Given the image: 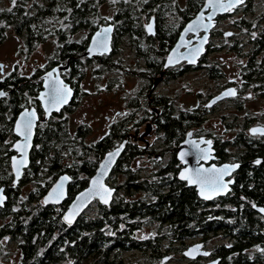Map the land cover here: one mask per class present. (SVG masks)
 Segmentation results:
<instances>
[{
    "label": "trees",
    "instance_id": "1",
    "mask_svg": "<svg viewBox=\"0 0 264 264\" xmlns=\"http://www.w3.org/2000/svg\"><path fill=\"white\" fill-rule=\"evenodd\" d=\"M5 1L7 6L2 5ZM150 1L160 3L157 5ZM163 1L168 3L161 4ZM175 1L180 0H16L15 4L12 0H0V44L6 39L8 31L21 37L24 51H32L47 40L54 41V54L49 56L51 64L53 59H57L58 51L62 50L59 44L72 38L73 44L65 46L66 55L75 49V45L79 54L83 43L80 45L77 34L94 31L113 17L118 28L117 34L127 33L129 40L137 45L144 30V12L148 15L159 9L157 14L162 16V20L158 33H178L180 27L193 17V11L200 9L204 0H185L189 8L182 13L177 5H172ZM142 9L147 11L142 12ZM60 16L67 17L66 21H60ZM229 16H233V33L228 37V49L241 58L236 64L243 80L242 87L246 90L258 87L264 89V0H245L235 8L233 14L218 19H227ZM165 17L171 20L163 21ZM41 69L36 68L33 76L37 88L34 83L24 85L21 80V88L17 92L10 90L13 73L6 74L0 80V86L8 90L5 96L0 97V186L5 187L7 194V201L0 208V264H77L68 261L69 258L82 260L93 255L97 260H107L113 249L104 244L106 240L126 243L135 238L136 228L153 220L161 224L158 230L161 233L169 232L165 225L178 227V223L182 229L175 228L173 231L185 234L188 230L184 227L194 219H197L198 224H203L204 228L201 229L207 232L214 227L217 222L205 220V212L199 211V208L207 209L212 205L198 198L192 187L178 180L163 184L153 179H140L138 172L132 168L140 152L132 150L130 145H126L114 168L125 177L122 184L124 192L121 194L116 190L117 194H114L109 205L98 203V213L85 214L71 226L63 223L62 209L88 184L89 177L95 172L103 155L114 148L116 139L123 135H105L95 142L88 141L81 133L67 132L56 118L48 120L47 130L38 128L36 131L30 165L22 172L18 184L12 186L13 174L9 160L13 151L10 147L16 137L12 134V121L17 108L29 95H36L41 87ZM180 122L170 118V136L178 130L177 127H181ZM245 153L247 158H252L251 161L258 156L263 158L258 167L241 170V177L244 178L241 192L250 196V199L239 197L238 190L233 189V194L225 202L235 210L228 209L224 202L217 206L233 213L229 216L234 218V222H231L234 227H229V232L234 231L236 237L232 240L231 251L240 256V264H264V215L254 208V205H264V144L252 143ZM63 173L71 177L66 200L58 205L45 204L42 196ZM27 184L32 187L25 189L24 185ZM138 192L144 195L135 196ZM6 238L16 245L17 257L11 258L4 250ZM247 247L261 258L255 262L243 259V256L251 254L244 250ZM259 247H262L260 252Z\"/></svg>",
    "mask_w": 264,
    "mask_h": 264
},
{
    "label": "flooded vegetation",
    "instance_id": "2",
    "mask_svg": "<svg viewBox=\"0 0 264 264\" xmlns=\"http://www.w3.org/2000/svg\"><path fill=\"white\" fill-rule=\"evenodd\" d=\"M152 2L154 1L149 3ZM154 3L159 5L160 2L155 1ZM165 3L168 2H161V4ZM172 5H177L180 13L189 8L185 0L175 1ZM158 10L155 9L148 15L144 12L142 16L144 30L140 34L142 39L137 41V45L136 42L129 40L127 33L117 34L118 28H116L113 17L104 23L114 25L109 52L95 54L91 57L84 55L97 28L91 32L81 31L77 34L80 38V45L83 43V49L82 51L79 49V54L75 45V49L66 55L65 46L73 44L72 38L68 42L59 44L62 50L58 51L57 59H53L54 62L49 64V57H46L41 66L42 71L39 75L41 87L36 95H29L21 107L17 108L12 121V134L14 135V121L20 111L31 107L35 108L39 116L36 131L38 128L47 130L48 120L56 118L61 126L68 130L67 132L81 133L86 138L94 133V130L97 129L96 131L99 132L98 130L101 129L96 138L88 141L95 142L105 135L121 134L123 137L116 139L117 142L113 147L127 139L126 145L140 152V156L135 159V165L132 167L138 172L140 179H153L163 184L175 183L178 180L185 186L195 189L194 191L197 190L196 186L189 185L188 181L180 179L181 173L186 169L195 171L200 168H216L222 164H239L235 170L224 176V181L229 183L227 193L212 199H203L196 191L198 198L205 201V204L212 205L207 209L199 208V211L205 212V220L217 222L209 232L201 229L204 228L203 224H198L197 219H194L184 227L188 230L185 234H176L173 231L175 228L182 229L178 223H176L178 227L165 225L169 232L161 233L158 231L161 229V224L153 220L136 228L135 238L129 239L126 243L114 239L106 240L104 244L113 249L107 260H97V257L93 255L82 260L75 257L69 258L68 261H75L77 264H240V256L231 251L232 240L236 237L234 231L229 232V227H234V223H231L234 222V218L229 216L233 213L222 210V207L217 204L224 202L228 209L235 210L228 202H225L227 197L233 194V189L238 190L239 197L250 199V196L241 192V182L244 179L241 177V170L252 169L260 165V163H252V158H247L245 152L252 143L264 144V134L250 133L252 126H264V116L259 117L245 110L242 111L245 104L243 98L251 97L253 93L264 97V89L261 87L243 89L239 68L229 73L228 75L232 78H228L225 68L230 67L231 64L224 63L222 58L213 56L215 52L228 49L230 45L228 37H222L224 28L219 24L222 18L217 19L205 52L197 62L187 64L186 61H182L174 65H165L167 55L178 40L184 25L180 27L178 33H158L159 23L162 20V16L157 14ZM143 11L147 10L142 9ZM196 11L198 10L193 11L194 15ZM165 18L163 21L171 20L170 17ZM66 19L65 16L59 17L62 22ZM151 21L154 24V32L149 33L145 26ZM203 33L204 31L198 34L190 33L186 37L187 41L195 36V38L200 37ZM195 42L196 40L189 42V45ZM184 48L185 46L182 47ZM58 65L60 77L72 88L73 95L59 111L53 112L50 118L44 119L46 111L37 97L43 89L41 76ZM18 70L17 68L11 70L14 79H11L10 90L17 92L21 88V80H23L22 84L34 83L37 88L38 84L33 80L35 73L25 75ZM0 80L2 81V78ZM84 80L93 83L92 91L85 89ZM131 80H134V84H130ZM228 87H234L236 95L216 100L218 95ZM0 89L8 93V90L1 86ZM102 93L108 94L107 102H103L108 106L105 113H93L88 119L81 118V120L74 116L83 97L87 94L100 95ZM186 94L195 95L193 103L187 104L185 100L182 102V96ZM94 103L93 107L98 108V103L96 101ZM228 107H233L235 111L228 112ZM218 112L221 115V123L215 128L208 127L209 118L219 120ZM91 118L97 119L98 122L102 121V124L97 123L94 128ZM170 118L181 121V127H177L178 130L173 136L168 134ZM17 139L16 136L11 146ZM193 141L199 144L200 148L207 150V159L197 160L198 149L193 146ZM184 142L188 143V147L179 153V147ZM12 151L11 157L15 153L14 150ZM181 153H187L183 161L180 159ZM114 168L107 182L116 173ZM98 203L96 199L93 200L78 219L80 220L85 214L98 213ZM64 209H62L63 212ZM244 250L251 253L243 256L247 262H255L261 258L253 254L249 247ZM261 250L262 247H259L258 251Z\"/></svg>",
    "mask_w": 264,
    "mask_h": 264
},
{
    "label": "water",
    "instance_id": "3",
    "mask_svg": "<svg viewBox=\"0 0 264 264\" xmlns=\"http://www.w3.org/2000/svg\"><path fill=\"white\" fill-rule=\"evenodd\" d=\"M223 2L227 3L228 0H223ZM244 2H245V0H243V3ZM243 3H238V4H236L235 7H233L230 10H227V11H223V10L217 11L215 13V15L213 16L212 20L209 21L207 19V17L212 13V9L207 7L208 0H204L202 6L200 7V9L198 11H196V14L192 18H190L187 21V23H185V25L183 26V28H182V30L180 32V36L178 37V40L176 41L175 45L173 46V48L169 51V53L167 55V60H166L165 65H174V64L180 63L182 61H186L187 64H194L195 62H197V60L200 58V56L205 52L206 46L208 45V42H209V38H210L209 36L211 35L212 30L216 26L215 23L217 22L218 17L224 16V15H227V14H233L235 8L240 6ZM201 12H203V14H204V21L203 22L205 24H209L210 25L209 28L206 31L203 28H201L199 31H196V32H186L185 30L187 29L188 25L193 23L197 19V17L200 16ZM149 24L152 25V32H154L153 21H151ZM113 27H114L113 24H104V25H101V26L97 27V30L93 33V35L91 37V41H89L90 43H89L88 49L86 51V54H84V55H87V56L91 57V56H94L95 54H101L100 50H98L96 48V46L93 44V41L96 40V39H99L100 37L97 36V33H102L103 30L106 29V28H111L112 29V31L108 34V38H107V49L108 50L105 51L104 53L109 52L110 42H111L113 30H114ZM200 31H204L202 36L197 37V38H195L196 37L195 36V37H192V39L187 41L188 38H186V37L190 33L198 34ZM232 33H233L232 30H227L226 32H224V36L229 37L230 35H232ZM181 37H183V39H181ZM204 37H207V39L204 40ZM194 40H196V42L191 44V45H189V42H192ZM184 46H185V48L182 49V47H184ZM197 47L200 48V51H199V53H194L193 49H195ZM89 49H92V51L90 52ZM169 57H172V60H173V62L171 64L168 63ZM190 60H192L193 62H189ZM58 68H60L59 65L55 66L54 68H51V70H49L48 72L44 73L41 76L42 79H43V81H42L43 89L40 90L39 94H37V97L42 102V105H43V108L45 109V111H46V108L49 107V105L47 104V96H46V93H48L49 89H48V87H46V84L49 83L50 81H62L65 86H67L69 89H71V93H70V95L68 97L67 102L70 101V99L72 98V95H73L72 94L73 93L72 88L69 86V84L65 83L63 81V79L60 77ZM49 73L52 74L51 77H49ZM229 90H234V87L226 88L224 91L221 92L220 95H218L216 100L217 99H223L225 97H231V96L233 97V96L236 95V94L235 95H227V96L224 95ZM0 92L6 94V91H4V90L0 89ZM65 104L61 105L59 107V110ZM32 111L35 112V116H36L35 126L33 127V130H32V137H31V140L29 142L30 146L26 150V155L22 156L21 153L15 147V145L17 143H23V138L21 136L17 135V133H16V130H15L16 129V124H17V122L20 121L21 116L25 112H32ZM53 112H57V110L51 109L50 112L46 111V114L44 115V119L50 118V115ZM37 120H39V116H38L35 108L31 107V108H24L22 111H20L16 121H14L15 122V124H14V135H16L18 137V139L15 140L13 145L10 147L12 150L15 151L14 155L11 157V160H9L10 164H11V171H12V174H13L12 186H15V185L18 184L19 180L21 179V177L23 175L22 172H24V169L27 168L30 165L29 158H30V153H31L32 146L34 144V139H35V134L34 133L36 132V124L38 122ZM253 129H256L257 131L253 132ZM262 132H264V126H262V125H255V126H252L250 128V133L251 134H262ZM126 142H127V139H124L122 142H120V144H118L116 147L112 148L111 150L107 151L103 155L102 159L99 161V163L97 165V168L95 169V172L89 177V180L87 182L88 184L83 189H81L79 192H77L74 195V197L69 201L66 209H64V212L61 215L63 223H65L68 226L73 225L75 223V221L78 220L80 215L84 212L85 208H87L91 204V202L93 200H95V199L99 203L103 204L104 206L105 205H109L111 203V201L113 200V198L115 196L114 194L116 193V187L112 186L107 181H108V178H109L113 168L116 167V164H117L118 160L121 157L120 155L123 154V152H124V150L126 148V144H127ZM186 147H188V143L187 142L182 143L180 145V147H179V153L182 152L183 150H185ZM118 149H119V154L115 155L114 162L110 165V167H108L107 171L104 172L103 175H101V172H102L101 165L104 164L105 161L108 159L109 153H116ZM14 158H15V163L17 164V167H19V171H20L19 178H17L16 168L13 167ZM21 159L26 160V164L24 166H22V167L19 166V161ZM262 159H263L262 157H259V158L254 159L253 161L257 163V161L260 162V161H262ZM237 165H239V164H237V163H235V164H222V166L218 165V167H216V168L214 167V168L215 169H222L225 166H228L229 174H230L233 170H235L237 168V167H235ZM214 168H208V169H214ZM227 175H225V176H227ZM64 177H68V179L66 181H64L63 187L61 189L57 190V194H56V195H58V199H57L56 195H50V194L53 193V189H55L56 186L61 183L62 178H64ZM223 179H224V177H223ZM94 180L99 181V183L94 184L93 183ZM69 182H71L70 175H68L67 173L60 174L56 178L54 183L51 184V187L48 189L46 194L44 196H42L43 202L45 204H54V205L61 204L67 198L66 195H68ZM224 182L227 184V188L221 194H212L213 197L219 196V195H223V194L228 192L227 189H229V183H228V181H224ZM189 185L196 186V188H197L196 191H198L199 196L201 198H203L200 195L199 185L191 184V183H189ZM105 188L109 190L110 195H107L106 193H104V189ZM97 193L103 194L104 198L108 200V203L105 204L100 199V195H98ZM0 197L3 198L2 203H0V208H1V207H3L5 205V202L7 201V199H6L7 198V194L5 192V187L4 186H0ZM254 208L258 211L259 214L264 215V212L261 211V209H264V205H254ZM66 216L69 218L71 223H69L67 220H65Z\"/></svg>",
    "mask_w": 264,
    "mask_h": 264
},
{
    "label": "rangeland",
    "instance_id": "4",
    "mask_svg": "<svg viewBox=\"0 0 264 264\" xmlns=\"http://www.w3.org/2000/svg\"><path fill=\"white\" fill-rule=\"evenodd\" d=\"M32 2L33 0H29ZM184 1V0H182ZM2 5H6L5 3H2ZM230 17V16H229ZM233 16L230 18L227 17V19H223L219 24L221 27L224 28V31L226 30H233V27L231 25ZM16 33L8 31V35L6 39L0 44V79L3 78V75L12 73L11 70L13 68L19 69L18 71L21 74L30 75L31 73H35V68L41 67L42 64L45 62L46 57H49L53 55V51L55 48V44L51 40H47V42L40 43L35 49H33L31 52L24 51L23 50V41L20 36H18ZM225 37V36H222ZM214 57L222 58L224 63L231 64L230 67L225 68L226 75L228 78H232L231 75H228L229 73L235 72L239 67L236 64V62L241 58H239L238 54L236 52L229 51L228 49H222L220 51H217L213 54ZM89 78H87L88 80ZM84 80V87L88 90H93L94 85L93 83ZM130 84H134V80L130 81ZM195 95L193 94H186L182 96V102L185 100V103H193V100H195ZM108 100V94L102 93L100 95H86L83 97V100L80 102V105L76 108V111L74 112V116L77 117V119L85 118L88 119V117L92 116L93 113H105L108 109L107 105H104L103 102H107ZM244 105L242 107V111H246L251 113V115L264 116V97L258 96L257 93H253L251 97H245L243 98ZM98 103V108L93 107L95 105L94 102ZM103 104V105H102ZM106 104V103H105ZM222 111V110H221ZM228 112L235 111L233 107H228ZM240 113H242L240 111ZM219 114V112H218ZM220 115V114H219ZM92 123L94 124V128L97 126V123L99 125L102 124V121H99L97 119L91 118L90 119ZM221 123V115L219 116V120H216L215 118H209L207 121L208 127L215 128L216 125ZM97 130V129H96ZM94 130V133L87 136V140L94 139L98 136V133L101 129H99L97 132ZM110 184L114 187H118L117 190L122 194L124 191L122 189L123 180H125V177L123 174L116 172L112 175V177L109 179ZM25 189L31 188L32 185L27 184L24 185ZM144 195L142 192L136 193L135 196ZM94 210L96 208L93 207ZM2 223V220L0 219V224ZM4 240V239H3ZM6 242L3 244L4 250L7 251L10 254V257H17V247L14 243L8 241V238H6ZM9 242V243H8ZM2 246V242H1ZM6 264H9L6 262Z\"/></svg>",
    "mask_w": 264,
    "mask_h": 264
},
{
    "label": "snow or ice",
    "instance_id": "5",
    "mask_svg": "<svg viewBox=\"0 0 264 264\" xmlns=\"http://www.w3.org/2000/svg\"><path fill=\"white\" fill-rule=\"evenodd\" d=\"M12 3L15 4L16 0H12ZM238 3H243V0H228L227 3H224L223 0H208L207 7L212 9V13L207 17L209 21L212 20L213 16L217 11H227L232 9L233 7L236 6ZM11 11V9H9ZM204 14L201 12L200 16L197 17V19L188 25L187 29L185 30L186 32H196L199 31L201 28H203L205 31L209 28V24H205L204 22ZM147 30L149 33H152V25L148 24ZM112 31L111 28H106L103 30L102 33H97V36L100 37L99 39H96L93 41V44L96 46L98 50H100V53L103 54L105 51H107V38L108 34ZM230 35V34H229ZM183 39V37H181ZM207 37H204V40H206ZM91 52L92 49H89ZM200 48L197 47L193 49L194 53H199ZM173 62L172 57H169L168 63L171 64ZM189 62H193L190 60ZM51 73H49V77H51ZM46 87H48L49 91L46 93L47 96V104L49 105L48 108H46V111L50 112L51 109L59 110V107L65 103H67L68 97L71 93V89H69L67 86L63 84L62 81H50L49 83L46 84ZM235 90H229L226 92L224 95H235ZM5 95V93L0 92V96ZM35 112H25L21 118L20 121L17 122L16 124V133L17 135L21 136L23 138V143H17L15 145L16 149L21 153L22 156L26 155V150L30 146L29 142L32 137V130L33 127L35 126ZM256 129H253V132H256ZM264 134V132H262ZM191 135V134H189ZM209 144L211 143L210 141L208 142ZM193 146L198 149V152L196 153L197 160H202V159H207L208 157V152L206 149H202L199 147V144L196 142H192ZM119 154V149L117 150L116 153H109L108 159L105 161L104 164L101 165V175L104 174V172L107 171L108 167L114 162V157L115 155ZM187 155V153H181L180 154V159L183 161L184 156ZM259 163V161H257ZM26 164V160L21 159L19 161V166L22 167ZM13 167L16 168L17 172V178H19V167H17V164L15 163V158H14V164ZM235 167H238L235 166ZM229 174V168L228 166H225L222 169H203L200 168L198 170H189L186 169L184 172L181 173L180 179L186 180L191 184H197L199 185L200 188V195L204 199H212L213 196L212 194H221L226 188L227 184L224 182L223 177L225 175ZM68 177L62 178V181L60 184L56 186L55 189H53V193L50 195H56L57 190L61 189L63 187L64 181H66ZM94 184L99 183V181L94 180ZM104 193L107 195H110V192L108 189H104ZM100 195V199L107 204L108 200L104 198L103 194L97 193ZM56 198L58 199V195H56ZM3 198L0 197V203H2ZM47 202V201H46ZM262 212H264V209H261ZM65 220H67L69 223L71 221L69 218L66 216ZM207 254V253H205Z\"/></svg>",
    "mask_w": 264,
    "mask_h": 264
}]
</instances>
